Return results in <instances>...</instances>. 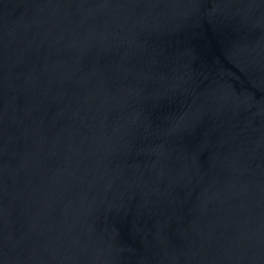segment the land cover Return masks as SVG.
I'll return each instance as SVG.
<instances>
[{
	"label": "water",
	"instance_id": "95a60500",
	"mask_svg": "<svg viewBox=\"0 0 264 264\" xmlns=\"http://www.w3.org/2000/svg\"><path fill=\"white\" fill-rule=\"evenodd\" d=\"M0 264H264V0H0Z\"/></svg>",
	"mask_w": 264,
	"mask_h": 264
}]
</instances>
